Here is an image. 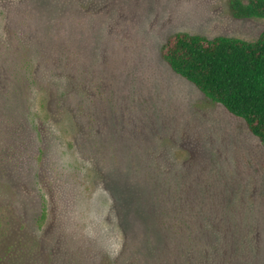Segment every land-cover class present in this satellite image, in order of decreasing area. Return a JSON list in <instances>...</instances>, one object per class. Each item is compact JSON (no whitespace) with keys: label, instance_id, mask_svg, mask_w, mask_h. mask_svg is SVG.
I'll return each mask as SVG.
<instances>
[{"label":"rangeland","instance_id":"rangeland-1","mask_svg":"<svg viewBox=\"0 0 264 264\" xmlns=\"http://www.w3.org/2000/svg\"><path fill=\"white\" fill-rule=\"evenodd\" d=\"M229 1L0 0V264H264V143L162 58Z\"/></svg>","mask_w":264,"mask_h":264},{"label":"trees","instance_id":"trees-1","mask_svg":"<svg viewBox=\"0 0 264 264\" xmlns=\"http://www.w3.org/2000/svg\"><path fill=\"white\" fill-rule=\"evenodd\" d=\"M229 10L235 19H264V0H230ZM162 58L264 143V30L254 42L177 33L163 46Z\"/></svg>","mask_w":264,"mask_h":264}]
</instances>
